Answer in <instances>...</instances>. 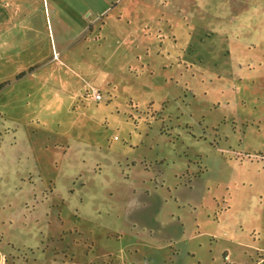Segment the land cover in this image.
<instances>
[{
  "label": "rangeland",
  "instance_id": "374dc122",
  "mask_svg": "<svg viewBox=\"0 0 264 264\" xmlns=\"http://www.w3.org/2000/svg\"><path fill=\"white\" fill-rule=\"evenodd\" d=\"M189 5L0 0V264H264V74Z\"/></svg>",
  "mask_w": 264,
  "mask_h": 264
},
{
  "label": "crops",
  "instance_id": "0c3cea01",
  "mask_svg": "<svg viewBox=\"0 0 264 264\" xmlns=\"http://www.w3.org/2000/svg\"><path fill=\"white\" fill-rule=\"evenodd\" d=\"M181 4L186 5L183 2ZM189 4L191 19L202 20V23L209 26L218 25L220 28L217 30L220 32L226 33L229 30L224 26L242 25V74H264V0H189ZM239 29L234 30L240 32ZM256 53L261 54L259 56L262 59L256 57ZM250 84L256 87L253 80ZM252 91L250 96L242 97V116L237 118L245 132L255 133L252 128L254 123L260 124L264 118V82ZM249 99L252 106H248L250 102L247 104ZM257 130H260L259 126ZM258 146L254 144L253 149H247L245 154L249 157L250 152L260 153V159L255 164L262 169L264 143L261 148Z\"/></svg>",
  "mask_w": 264,
  "mask_h": 264
},
{
  "label": "built area",
  "instance_id": "2783aa9c",
  "mask_svg": "<svg viewBox=\"0 0 264 264\" xmlns=\"http://www.w3.org/2000/svg\"><path fill=\"white\" fill-rule=\"evenodd\" d=\"M95 97L98 98L99 97V94H95Z\"/></svg>",
  "mask_w": 264,
  "mask_h": 264
}]
</instances>
